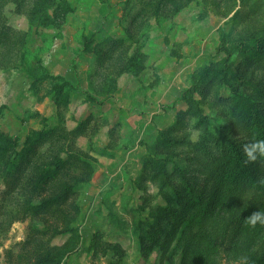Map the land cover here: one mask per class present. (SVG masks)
Listing matches in <instances>:
<instances>
[{"label":"rangeland","instance_id":"obj_1","mask_svg":"<svg viewBox=\"0 0 264 264\" xmlns=\"http://www.w3.org/2000/svg\"><path fill=\"white\" fill-rule=\"evenodd\" d=\"M251 113L264 125V0H1L0 264L46 247L60 264H255ZM31 166L27 205L13 182ZM57 174L67 242L35 207Z\"/></svg>","mask_w":264,"mask_h":264},{"label":"trees","instance_id":"obj_2","mask_svg":"<svg viewBox=\"0 0 264 264\" xmlns=\"http://www.w3.org/2000/svg\"><path fill=\"white\" fill-rule=\"evenodd\" d=\"M0 2H1V0H0ZM221 47H223V46H221ZM249 48H250V45L239 44L238 46H235V50L240 51V52L245 51ZM227 71H228L227 65L220 67V68H215V69H206L202 72L199 79L197 80V83L194 85L193 88L198 93H201L204 89V83L210 75L221 74L222 72H227ZM193 88L190 90H185L184 91L185 93L182 94L180 97L185 99L187 94H190L193 96L195 93ZM249 117L252 119L253 123L258 126L259 131L261 132V135L259 137L264 139V125L257 119V117L254 114H252V113L249 114ZM35 165H36V163H34V166ZM34 166H31L30 169L25 170L21 173L22 178L20 181H17L18 179H14V182H13V183H17V187L15 188L18 191L17 194L20 193V194L24 195V202L26 204H27L26 201L28 200L26 197V194L27 193L30 194V192L26 191V186H28L26 184V180L28 179V172L31 169H33ZM236 173H237V176H239L240 178H246V176H247L246 172L240 171V172H236ZM226 178L229 179V177H226ZM45 180H46V184H45L46 187L45 186L44 187L46 188L47 191L49 189V194H50V192H53V191H55V192L52 194V197H48L47 199H42V200L38 201L39 204L36 205L35 207H40L41 210H39L40 211L39 213L43 214L44 212H46V213L50 214V216H51L50 221H51V223H53V226L52 225L49 226L50 228L53 229L52 230L53 234L51 236H53L55 234H66V235H68V238L66 240V242H67L68 239L70 238V236L72 235V229L68 228L66 226L64 228H61L62 226L60 224H56V223L59 220V217L63 216V214L60 212L61 208H59V207H61V206L63 207L67 203V201L71 197H73V194L75 191V190H72V189H74V188H72L73 184H68V183L65 184V181L68 179H66V180L61 179L59 174L53 175V176H48V177L46 176ZM72 183H74V182H72ZM69 186H71V188H69ZM9 189L11 190V187ZM48 206L50 208L45 209V207H48ZM23 211H25V210H23ZM50 228H49V230H50ZM43 229L40 233H41V235L44 236L48 230H47V228H43ZM45 249H46L44 251L45 257H42L40 254L39 259L37 261H34V264H60V260L56 259L55 257L52 256V254H53L52 251L50 249H48L47 247ZM37 256H38V254H37ZM260 259H264V254L261 255L259 260L256 258H253V256L249 260L252 263L254 262L255 264H258L259 262H263V260H260Z\"/></svg>","mask_w":264,"mask_h":264},{"label":"clouds","instance_id":"obj_3","mask_svg":"<svg viewBox=\"0 0 264 264\" xmlns=\"http://www.w3.org/2000/svg\"><path fill=\"white\" fill-rule=\"evenodd\" d=\"M244 151L249 160H256L258 156H264V139L254 140L251 143L244 145ZM247 222L250 225H264V212L256 210L247 217Z\"/></svg>","mask_w":264,"mask_h":264}]
</instances>
